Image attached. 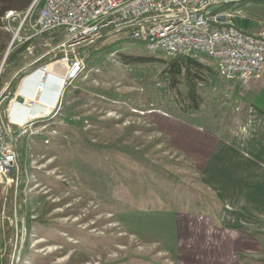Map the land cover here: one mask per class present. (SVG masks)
Segmentation results:
<instances>
[{
    "label": "rangeland",
    "instance_id": "374dc122",
    "mask_svg": "<svg viewBox=\"0 0 264 264\" xmlns=\"http://www.w3.org/2000/svg\"><path fill=\"white\" fill-rule=\"evenodd\" d=\"M20 16L2 18L13 35ZM35 18L36 12L0 59V123L2 108H9L16 93L11 82L55 51L57 39L49 35L24 41ZM114 42L110 55L89 51L56 109L33 121L22 137L18 185L0 189V264H170L165 251L171 215L216 217L217 203L165 133L212 129L229 101L215 65L191 57L203 66L197 83L201 105L191 110L182 99L184 87L172 91L162 73L172 58L119 36L95 49ZM121 54L155 61L125 64ZM262 258L249 264H264Z\"/></svg>",
    "mask_w": 264,
    "mask_h": 264
},
{
    "label": "built area",
    "instance_id": "2783aa9c",
    "mask_svg": "<svg viewBox=\"0 0 264 264\" xmlns=\"http://www.w3.org/2000/svg\"><path fill=\"white\" fill-rule=\"evenodd\" d=\"M219 1L222 0H32L26 12L8 11L4 18L8 20L21 14L23 20L15 33L17 36L36 12L34 22L28 25L31 34L24 41L43 35L57 39L55 51L47 54L51 55L50 59L39 65L37 62L46 56L36 59L28 65H35L33 69L21 78L50 65L56 66L59 72L48 74L44 80L58 84V77H63L53 100V112L60 93L75 80L77 67L85 65L89 51L113 36L140 44L148 53L172 59L204 56L215 65L217 78L226 83L259 77L264 72V31L254 34L238 29L233 23L234 14L218 10ZM207 7H216V14H207ZM41 82L40 79L37 84ZM19 97L15 93L9 108L1 113L2 191L18 185L19 144L32 130L27 122L19 124L10 120L11 104ZM24 101L22 98L17 104L26 106Z\"/></svg>",
    "mask_w": 264,
    "mask_h": 264
},
{
    "label": "crops",
    "instance_id": "0c3cea01",
    "mask_svg": "<svg viewBox=\"0 0 264 264\" xmlns=\"http://www.w3.org/2000/svg\"><path fill=\"white\" fill-rule=\"evenodd\" d=\"M231 6L225 11L234 14L238 29L264 31V3ZM37 81L34 75L24 82L27 97L33 96ZM224 83L229 101L211 130L188 126L165 132L196 170L200 187L217 203L214 219L202 212L168 216L172 238L165 252L170 264H249L263 259L264 72L245 82ZM57 85L49 82L41 100L52 103ZM12 107L18 121L29 111Z\"/></svg>",
    "mask_w": 264,
    "mask_h": 264
},
{
    "label": "trees",
    "instance_id": "16d2710c",
    "mask_svg": "<svg viewBox=\"0 0 264 264\" xmlns=\"http://www.w3.org/2000/svg\"><path fill=\"white\" fill-rule=\"evenodd\" d=\"M247 2L264 3V0H238L237 5H244ZM31 3L32 0H0V59L8 49L13 37V33L6 30V23L2 21V18L8 11H16L20 13L26 12ZM227 6L228 5L226 4L224 7H221V9H226ZM100 44L101 43L92 48L90 51L93 52V54L99 55H110L116 51V42L107 46H101L99 49H95ZM11 46H13V43ZM121 56L122 61L125 64H138L155 61V58L146 56L145 54L143 56H129L121 54ZM50 57H44L40 62H37V65L47 62ZM201 68H203V66L192 58L176 57L165 66L162 72L165 79L168 81L169 88L172 91H178L180 86L184 87L182 99L188 103L187 107L191 110H198L201 105V98L197 88L198 81L203 80V77L200 74ZM21 76L22 75H18L11 82V91L16 88L21 80ZM176 93L179 94L180 91ZM5 107H3L2 110L5 109ZM20 202L21 199L18 201L21 206Z\"/></svg>",
    "mask_w": 264,
    "mask_h": 264
},
{
    "label": "bare ground",
    "instance_id": "6f19581e",
    "mask_svg": "<svg viewBox=\"0 0 264 264\" xmlns=\"http://www.w3.org/2000/svg\"><path fill=\"white\" fill-rule=\"evenodd\" d=\"M231 0H222L219 1L218 3V10H220L221 7H224V5L228 4ZM221 11H225V10H221ZM207 14H216V7H207ZM12 42V41H11ZM84 65L78 66L76 71H75V79L79 76V74L83 71ZM34 72V71H33ZM59 72L58 69L56 68L55 65H50L48 67H45L43 69H40L37 73H33L30 77L37 75L38 76V81L41 79L42 82L40 84L36 83V89L35 92L33 94L32 97H27V94H24L22 92V86L24 84V82L30 78L27 77L23 80H21V83L18 85L17 90H16V96H20V98L25 99L24 103L26 104V106L21 105L19 106L17 103V101H14L11 104V114H12V109H13V105L16 107H20V108H24L25 110L28 109V113L26 114V116L22 119V120H16V118L13 117V114L10 118L11 121H14L16 123L22 124L27 122V127H32L33 126V121L37 120V119H41L43 117H46L51 110L53 109V102L52 103H47L41 100V97L43 94H45L48 89H49V82L48 80L44 81L45 78L48 76V74H55ZM61 74L63 75V73L61 72ZM59 83L57 85L56 91L54 96L56 97L60 88V81L63 80V77H58ZM58 80V79H56ZM40 86V87H39ZM61 96V93H60ZM54 97V99H55ZM53 99V100H54ZM58 104V103H57ZM29 106V107H27Z\"/></svg>",
    "mask_w": 264,
    "mask_h": 264
},
{
    "label": "water",
    "instance_id": "95a60500",
    "mask_svg": "<svg viewBox=\"0 0 264 264\" xmlns=\"http://www.w3.org/2000/svg\"><path fill=\"white\" fill-rule=\"evenodd\" d=\"M11 43H12V42H11ZM11 43H10V45H9V47H8V49H7V51H6V53H5L4 60H5V58L7 57L8 53H9L8 50H9V48H10V46H11ZM4 60H3V61H4ZM17 101H18V102H22V98H20V97L17 98Z\"/></svg>",
    "mask_w": 264,
    "mask_h": 264
}]
</instances>
